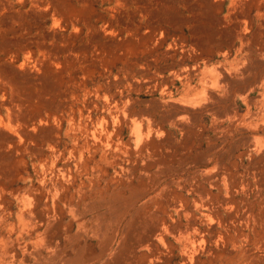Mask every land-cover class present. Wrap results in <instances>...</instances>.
I'll list each match as a JSON object with an SVG mask.
<instances>
[{
    "label": "rangeland",
    "instance_id": "1",
    "mask_svg": "<svg viewBox=\"0 0 264 264\" xmlns=\"http://www.w3.org/2000/svg\"><path fill=\"white\" fill-rule=\"evenodd\" d=\"M0 264H264V0H0Z\"/></svg>",
    "mask_w": 264,
    "mask_h": 264
}]
</instances>
